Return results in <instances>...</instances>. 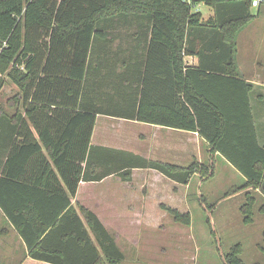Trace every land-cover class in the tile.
<instances>
[{"label":"trees","instance_id":"trees-1","mask_svg":"<svg viewBox=\"0 0 264 264\" xmlns=\"http://www.w3.org/2000/svg\"><path fill=\"white\" fill-rule=\"evenodd\" d=\"M196 3L211 7L213 15L203 20L200 12L192 11ZM253 18L251 0H0V90L6 79L15 85L16 99L21 97L26 114L35 104L38 108L76 106L90 66L119 62L122 50L130 49L141 70L129 81L133 90L128 101L120 102L119 73L107 81L116 73L108 71L101 82L107 96L102 97L105 102L98 104L96 113L128 111L129 119L138 122L198 133L212 154L223 157L244 177V187L257 188L264 199V145L256 133L253 86L238 74L237 66V38ZM186 56L197 57L196 67L185 65ZM156 74L165 75L166 80L171 77L175 84L170 104L153 102ZM43 90L49 94L47 100H43ZM66 93L72 95L69 100L63 98ZM84 115L89 138L95 116L93 111ZM20 121L18 136L24 120L19 116L10 120L0 106V208L25 242L29 257L47 264H120L123 253L95 215L81 208L79 218L65 197V205L58 206L47 220L38 196L26 195L23 174H13L11 169L13 156L23 153H15L14 145L3 162L8 144L2 139H8L9 128L15 131ZM86 153L85 147L80 176L69 184L71 197L79 179H92L87 174L90 156ZM131 158V167H150L182 183L197 165L194 162L181 169ZM205 168L206 176L211 175V167ZM11 190L20 196L18 201L1 197ZM248 201L245 224L253 221L255 199L248 197ZM167 210L175 221L190 223L188 214ZM241 252L240 244L231 246L223 254L224 263L245 264Z\"/></svg>","mask_w":264,"mask_h":264},{"label":"crops","instance_id":"crops-1","mask_svg":"<svg viewBox=\"0 0 264 264\" xmlns=\"http://www.w3.org/2000/svg\"><path fill=\"white\" fill-rule=\"evenodd\" d=\"M262 5L259 7L260 11ZM249 23L240 32L244 31ZM134 54L130 49H123L119 62L92 64L82 95L77 98L76 106L51 105L38 108L35 104L31 112L26 114L20 100L21 97L16 99L19 91L14 85L17 92L10 98L6 113L10 120L14 116H19L21 120H24V128L18 136L20 121L15 131L9 128L7 132L9 138L2 139L6 146L8 144V151L3 156V162L15 145V153H23V156H13L11 162L13 174H23L26 195L32 198L34 195L38 196L41 200L39 206L43 207L45 218L50 220L58 211V206L65 205L64 199L68 197L73 214L81 218V208H83L85 212L95 215L114 237L124 257L122 245L125 242H131L137 255L140 253L137 248L139 247L138 235L133 234L132 231L141 230L137 227V224H141V217L149 216L148 225L152 228L147 229L158 231L159 219H155L154 216L169 215L167 209L178 211L180 214H190L189 209L193 204L190 202L191 199L188 200V191L195 177V174H192L186 183H182L150 167H131L134 164L131 156L181 169L192 166L194 162L201 168L210 166L211 175L208 174L203 181L214 175L215 177L222 176V180L228 187L223 197H220L214 204H208V202L218 192L216 188H207L206 196L200 194L197 197L201 206L212 212L223 203L233 200L235 202L233 215L240 216V221L238 217H234L229 225L233 229L241 227L246 233L243 234L248 236L246 229L249 227L245 226L254 225L256 214L264 217V212H261L262 207L264 208V199L257 188L244 187V177L223 157L212 154L198 133L138 122L129 119L130 116L126 114L128 111L118 115L96 113L98 104L101 101L105 102L102 97L107 96V92L101 88V82L106 79L108 71L116 73L109 77L110 79L107 78V81H113L119 76L120 102L128 101L129 93L133 90L129 81L131 80L132 83L135 72L138 73L141 70L139 64L134 61ZM140 54L145 55V51H141ZM197 62L198 59L195 56L184 57L187 67H196ZM238 64L237 60V66ZM135 65L138 67L136 71ZM239 66L238 74L253 86L251 104L256 122V133L260 145H264V109H260L264 106V79L260 77L262 71L254 68L244 72L243 69H239ZM152 83L153 102L170 104V97L173 94L171 88L175 85L171 77L166 80L165 75L156 74ZM41 93H43V100H47L48 92L43 90ZM71 96L66 93L63 98L69 100ZM91 111L94 112L95 120L91 136L88 138L87 116H81V114ZM22 144L23 150H21ZM201 146L204 149V157ZM85 147L86 156H90L87 174L92 176L93 180L79 179L75 196L71 197L69 184H72L76 176H80V157ZM82 166L85 168V163ZM228 167L240 176V185H232V179L236 178L233 174L228 172L232 177L228 174L227 177L223 175L225 168ZM95 175L98 179L93 178ZM203 181L198 180L197 186L202 187ZM9 187L17 189L14 185ZM1 197H9V202L18 201L20 198L12 190L7 192V195L2 194ZM248 197L254 198L255 203L252 209L253 221L245 224L243 213L249 202ZM42 200L48 202L45 204ZM129 216H133L131 226L128 225ZM68 219L65 221L68 222ZM123 239L125 241L120 244L119 240ZM236 244H240L244 252L242 244L240 242ZM239 257L241 258V254ZM0 264H47L29 257L25 242L1 208Z\"/></svg>","mask_w":264,"mask_h":264},{"label":"rangeland","instance_id":"rangeland-1","mask_svg":"<svg viewBox=\"0 0 264 264\" xmlns=\"http://www.w3.org/2000/svg\"><path fill=\"white\" fill-rule=\"evenodd\" d=\"M262 6L261 11L260 8H251V14L254 18L245 30L238 35L237 60L238 66L240 65L239 69L247 72L258 68L262 71L260 77L264 79V4ZM192 11L200 12L203 20H207L213 15V9L202 3H196ZM16 92L15 86L6 79L0 90V106L5 112L10 98ZM103 107L106 108L108 105L104 104ZM260 109H264V106ZM200 148L204 157V149L202 146ZM204 169L206 168H201L197 164L193 170L195 177L188 191V200L191 199L189 201L193 204L189 209L190 214H188L190 223L188 225L180 223L170 215L154 216L155 219H159L160 228L158 231H152L147 229L151 227L148 225L149 216L141 217V224H137V227L141 230L132 231L133 234L137 233L138 235L139 247L137 248L140 253L137 255L131 242H125L122 245L125 257L120 264H225L223 254L237 242H240L243 246L244 252L241 253V258L245 264H264V217L256 214L254 225L245 226L249 227L246 229L249 234L245 236L246 233L241 227L233 229L229 225L235 217L233 215V205L235 203L233 200L223 203L212 212L207 210L206 207L203 208L197 197L200 194L206 196L207 188H216V192H218L208 202V204H214L220 197H223L228 187L222 180V176L215 177L214 175L203 181V178H206ZM228 172L236 176L235 179H232V185H240V176L229 167L225 168V174L223 175L227 177L228 174L232 177ZM197 179L203 181L202 187L197 186ZM236 217L240 221V216ZM132 218L133 216H129L128 225L130 226L133 224ZM206 221L210 222L209 225ZM227 225L229 226L227 227ZM209 228L212 229L213 234H210ZM124 241L125 239L119 240V243L121 244Z\"/></svg>","mask_w":264,"mask_h":264},{"label":"built area","instance_id":"built-area-1","mask_svg":"<svg viewBox=\"0 0 264 264\" xmlns=\"http://www.w3.org/2000/svg\"><path fill=\"white\" fill-rule=\"evenodd\" d=\"M189 2V0H186ZM230 1V0H227ZM261 4H264V0H251V8H258L261 6Z\"/></svg>","mask_w":264,"mask_h":264}]
</instances>
